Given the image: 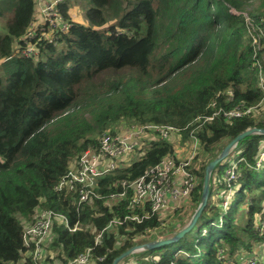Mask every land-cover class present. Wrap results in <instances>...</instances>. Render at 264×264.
I'll use <instances>...</instances> for the list:
<instances>
[{
	"label": "trees",
	"instance_id": "1",
	"mask_svg": "<svg viewBox=\"0 0 264 264\" xmlns=\"http://www.w3.org/2000/svg\"><path fill=\"white\" fill-rule=\"evenodd\" d=\"M87 1L90 26L71 19V1L65 0L57 8L70 26L55 34V42L41 41L36 56L25 57L16 50L34 18V0H0L6 29L0 35V264H34L22 234L44 210L82 227L71 232L52 223L45 259L64 264L87 249L92 264H110L133 245L172 236L199 204L206 164L245 129L264 128V0ZM104 11L112 23L99 29L107 21ZM227 91L231 99L217 97ZM213 100L223 109H255L202 121ZM150 125L170 127L182 141L194 137L199 148L186 167L195 186L183 205L169 211L166 232H157L164 227L163 213L128 207L131 191L120 183L162 157L175 158L172 142L155 131L147 130L121 165L95 180L97 197L75 205L70 194L54 190L101 136ZM239 146L231 163L236 179L227 187L228 156L216 164L207 203L188 232L121 261L240 264L254 257L264 264V161L257 165L264 135H247L233 149ZM122 190L125 197H111ZM134 215L141 220L129 219ZM113 219L120 223L104 229Z\"/></svg>",
	"mask_w": 264,
	"mask_h": 264
},
{
	"label": "built area",
	"instance_id": "2",
	"mask_svg": "<svg viewBox=\"0 0 264 264\" xmlns=\"http://www.w3.org/2000/svg\"><path fill=\"white\" fill-rule=\"evenodd\" d=\"M61 2L62 0H34V18L23 37V47L16 50L17 54L25 57L36 56L37 46L41 41L55 42V34L65 31L70 26L69 20L65 19L57 9V5ZM262 31L264 33V27ZM261 88L264 93V84L262 83ZM220 95H225L228 99L233 96L231 91L218 93L217 97ZM207 109H210L211 112L201 117L202 121L211 120L219 114L226 118L240 117L253 112L255 107L234 106L223 109L222 106L217 107L216 101L213 100L208 104ZM147 129H152L162 138H168L169 131L172 133L175 131L170 127L150 125L136 127L127 133L103 135L99 138L96 149L86 150L76 159L73 169L60 179L54 190L70 194L72 203L75 201V205L88 201L92 196L97 197L93 190L95 180L121 165L127 155L138 147V138L140 139L141 135L144 136ZM192 139L197 146V140L194 137ZM263 161L264 149L259 154L257 165ZM189 162L187 159H179L176 154L175 158L165 156L134 180L121 181V186L128 187L131 191L128 207L148 206L151 212L162 214L164 210H174L181 203L184 204L195 186L193 176L186 169ZM224 178L227 187H230V183L236 179L235 164H231L225 170ZM230 192L231 189L224 197L223 207H226L229 202ZM125 196V190L111 194L112 198ZM129 219L141 220L137 215L130 216ZM53 222L62 224L71 232L82 228L78 222L71 225L69 218L63 213L52 210L41 211L33 223L24 227L22 234V244L29 251L34 264H64L45 259V243L49 240ZM115 223L120 222L118 219H113L104 229L112 228ZM102 231L95 237L96 243L99 242ZM101 259L99 258V260ZM89 262L90 251L87 249L65 264H88ZM240 264H257V262L256 258L250 257Z\"/></svg>",
	"mask_w": 264,
	"mask_h": 264
},
{
	"label": "rangeland",
	"instance_id": "3",
	"mask_svg": "<svg viewBox=\"0 0 264 264\" xmlns=\"http://www.w3.org/2000/svg\"><path fill=\"white\" fill-rule=\"evenodd\" d=\"M64 1L65 0H62L61 3H63ZM70 1H71V3H70V6L67 10V13L71 17V19L77 23L82 24L85 27L90 26L88 19L85 15V11L89 7V2L87 0H70ZM104 13H105V17L107 18V21L99 29H104L112 23V21L109 19L108 12L104 11ZM65 19H67V18H65ZM5 32H6V29L4 27V23L0 20V35H3ZM261 35L263 36V39H264L263 31H262ZM261 83L264 84L263 82H261ZM136 127H138V126H132V127L128 128L125 132L127 133L128 131H131L132 129H134ZM147 130L153 131L152 129H147ZM125 132H123V133H125ZM138 140H139V138H138ZM168 140L170 142H172V145L174 147V152L179 157V159H187L190 161L189 165L192 164V157L195 155V153L196 154L199 153L198 144L196 146L194 143V140L192 138H187L185 141H182L179 138V136L177 134H175L174 132L171 135H168ZM138 144H139V142H138ZM242 148H243L242 146H239L236 149H233L230 151L228 157L224 160L227 163L226 166L231 165V163L238 158ZM139 156H140V153L138 154L137 152H135V157L137 158ZM180 205H183V204L181 203ZM172 214H173L172 212H169L168 210H166V211L164 210L163 215H161L162 218L165 219V222L162 224V225H164V227L160 228L157 232H166V229H164V228H169L170 218H171ZM169 236L170 235H164L163 234L162 236H158L157 239H163V238H167ZM149 237L150 236L148 234H146L144 237H137L135 239V241L136 240L137 241H143ZM135 263L136 262H135L134 258H130V259H126V260L121 261L119 264H135ZM88 264H92V263L89 262Z\"/></svg>",
	"mask_w": 264,
	"mask_h": 264
},
{
	"label": "water",
	"instance_id": "4",
	"mask_svg": "<svg viewBox=\"0 0 264 264\" xmlns=\"http://www.w3.org/2000/svg\"><path fill=\"white\" fill-rule=\"evenodd\" d=\"M250 134H260L264 135V128H257V127H251L247 128L241 133L237 134L235 137H233L218 153V155L211 161H209L205 168L202 178V185H201V194H200V200L199 204L197 205L196 209L194 210L193 214L191 215L189 221L176 233H174L172 236L163 238V239H156L154 241L146 242L143 244H137L133 245L130 248L126 249L119 255H117L110 264H118L123 258L127 257L131 253L145 250V249H153L160 247L165 244L173 243L177 241L179 238H181L186 232H188L196 223L199 215L201 214V211L203 210L204 206L207 203V199L209 196V177L210 173L213 170V168L216 166L217 163L224 160L229 152L236 146L238 141H240L242 138H244L247 135Z\"/></svg>",
	"mask_w": 264,
	"mask_h": 264
}]
</instances>
